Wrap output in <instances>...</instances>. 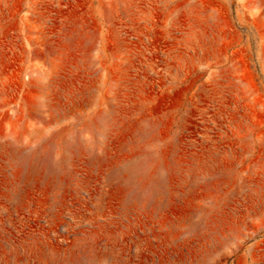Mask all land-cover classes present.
<instances>
[{
	"label": "rangeland",
	"instance_id": "374dc122",
	"mask_svg": "<svg viewBox=\"0 0 264 264\" xmlns=\"http://www.w3.org/2000/svg\"><path fill=\"white\" fill-rule=\"evenodd\" d=\"M0 264H264V0H0Z\"/></svg>",
	"mask_w": 264,
	"mask_h": 264
}]
</instances>
